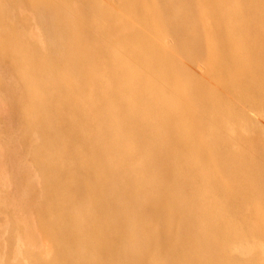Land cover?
I'll return each mask as SVG.
<instances>
[{
  "label": "bare ground",
  "instance_id": "1",
  "mask_svg": "<svg viewBox=\"0 0 264 264\" xmlns=\"http://www.w3.org/2000/svg\"><path fill=\"white\" fill-rule=\"evenodd\" d=\"M0 100V264H264V0H0Z\"/></svg>",
  "mask_w": 264,
  "mask_h": 264
},
{
  "label": "rangeland",
  "instance_id": "2",
  "mask_svg": "<svg viewBox=\"0 0 264 264\" xmlns=\"http://www.w3.org/2000/svg\"><path fill=\"white\" fill-rule=\"evenodd\" d=\"M197 72H199L200 74H202L203 76H204V78L207 80V72L205 71V69H204V67H202V66H192ZM198 73V74H199ZM199 74V75H200ZM249 109V108H248ZM6 112V106H5V103L2 101V100H0V115L2 116H4V114H6L5 113ZM249 112H250V114L251 115H253L254 117H256L257 119H259V121L264 125V116H262V115H260L255 109H249ZM0 149H4V146H3V139H2V137H1V135H0ZM2 146V147H1ZM29 159H25V161L28 163V164H30V161H28ZM7 165V164H6ZM9 179V178H8ZM11 179L9 180V182H8V184H12L11 182ZM45 240V239H44ZM46 244H48V241L46 240L45 242H44V245H46Z\"/></svg>",
  "mask_w": 264,
  "mask_h": 264
}]
</instances>
